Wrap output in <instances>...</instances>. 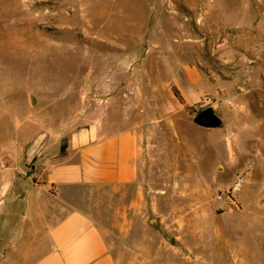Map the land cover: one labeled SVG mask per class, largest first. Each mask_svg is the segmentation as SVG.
<instances>
[{
  "label": "rangeland",
  "instance_id": "374dc122",
  "mask_svg": "<svg viewBox=\"0 0 264 264\" xmlns=\"http://www.w3.org/2000/svg\"><path fill=\"white\" fill-rule=\"evenodd\" d=\"M174 3L175 15L143 29L147 13L129 12L135 23L123 22L111 8L114 0H0V85L9 107L0 117V140L66 135L98 119L114 130L136 128L139 178L119 198L137 201L141 221L133 225V237L145 238L135 243H148L151 264H238L237 253L245 264H264V216L254 218L260 210L255 203L264 198L254 189L260 170L252 165L243 175L223 166V135L230 129L238 135L234 151L254 157L239 110L251 114L250 126L264 119V0ZM100 8L105 12L98 15ZM115 31L132 37L125 43L134 56L105 73L118 77L98 78L101 59L114 52L107 39ZM185 62L213 84L198 103L186 99L176 78ZM207 107L222 117L223 129L194 124ZM37 113L36 125L31 119ZM212 237L216 244L208 249Z\"/></svg>",
  "mask_w": 264,
  "mask_h": 264
},
{
  "label": "crops",
  "instance_id": "0c3cea01",
  "mask_svg": "<svg viewBox=\"0 0 264 264\" xmlns=\"http://www.w3.org/2000/svg\"><path fill=\"white\" fill-rule=\"evenodd\" d=\"M114 1L118 4L111 8L123 17V22L135 23L129 18V12L143 16L147 13L146 26L141 24L143 29L160 24V17L175 15L172 14L175 8L170 5L175 4L174 0H144L142 5L132 7L127 5V0ZM98 10V15L105 12L104 8ZM111 35L113 39L107 42L114 52L101 59L98 78L118 77L105 73L118 71V65L130 62L134 56L130 44L125 43L132 37L126 34L127 39L120 38L125 35L116 31ZM103 41L102 28H98V42ZM176 78L181 80L184 96L192 103L200 102L205 92L213 90L210 77L189 62L181 65ZM46 102L45 98H37L39 104L46 105ZM236 106L242 107V104ZM8 109L6 92L0 85V117H5ZM239 111L242 113L238 117L245 121V131L250 135L246 141L251 139L255 144L254 157L234 151L231 142L238 135L230 129L223 135L224 153H227L223 166L231 173L249 175L250 167L255 165L260 170V184L255 182L254 189L260 190L261 196L264 193V119L250 126L251 114ZM31 122L38 124L39 113ZM7 142L12 144L8 149L4 145ZM232 152L236 153L235 158ZM139 162L138 130H114L102 119L81 125L66 135H15L11 141L0 140V264L155 262L148 243H135L145 238L133 237V225L141 221L136 215L137 201L119 198L121 193L136 186ZM255 205L260 210L254 218L264 216V198L260 197ZM215 244L212 237L206 247L214 248ZM226 245L230 246L229 240ZM237 254V263L245 264L247 258L240 260V253Z\"/></svg>",
  "mask_w": 264,
  "mask_h": 264
},
{
  "label": "water",
  "instance_id": "95a60500",
  "mask_svg": "<svg viewBox=\"0 0 264 264\" xmlns=\"http://www.w3.org/2000/svg\"><path fill=\"white\" fill-rule=\"evenodd\" d=\"M34 100V97H32ZM193 122L200 128L207 130H218L224 128V120L212 107H207L199 111L193 118ZM156 219H151L150 223H156Z\"/></svg>",
  "mask_w": 264,
  "mask_h": 264
},
{
  "label": "built area",
  "instance_id": "2783aa9c",
  "mask_svg": "<svg viewBox=\"0 0 264 264\" xmlns=\"http://www.w3.org/2000/svg\"><path fill=\"white\" fill-rule=\"evenodd\" d=\"M207 99V98H206Z\"/></svg>",
  "mask_w": 264,
  "mask_h": 264
}]
</instances>
